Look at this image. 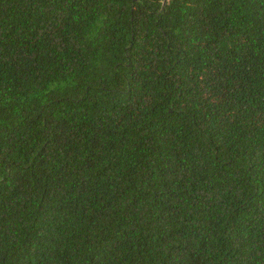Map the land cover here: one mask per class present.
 Here are the masks:
<instances>
[{
    "label": "trees",
    "instance_id": "trees-1",
    "mask_svg": "<svg viewBox=\"0 0 264 264\" xmlns=\"http://www.w3.org/2000/svg\"><path fill=\"white\" fill-rule=\"evenodd\" d=\"M0 264H264V0H0Z\"/></svg>",
    "mask_w": 264,
    "mask_h": 264
}]
</instances>
